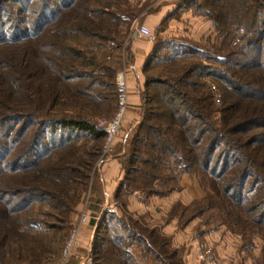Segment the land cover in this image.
<instances>
[{"label":"trees","instance_id":"1","mask_svg":"<svg viewBox=\"0 0 264 264\" xmlns=\"http://www.w3.org/2000/svg\"><path fill=\"white\" fill-rule=\"evenodd\" d=\"M181 6L208 18L227 50L216 47L208 52L212 63L173 72L172 63L204 53L155 43L141 121L116 151L124 213L95 217L88 264H140L132 245L161 264H185L158 228L126 210L130 195L166 197L183 175L197 176L208 191L207 204L192 214L185 209L181 224L220 210L224 222L203 219L208 231L226 225L249 245L264 239V0ZM118 8L113 0H0V264L18 262L35 242L45 259L39 264L61 261H52L60 249L52 244L64 237L107 136L95 120L117 109L116 52L126 38L122 24L130 22ZM163 49L170 65L155 77L150 71ZM87 142L94 143L81 146Z\"/></svg>","mask_w":264,"mask_h":264},{"label":"crops","instance_id":"2","mask_svg":"<svg viewBox=\"0 0 264 264\" xmlns=\"http://www.w3.org/2000/svg\"><path fill=\"white\" fill-rule=\"evenodd\" d=\"M129 1L141 11L137 17L140 22L152 28L153 32L161 29L159 34L166 41L174 40L182 44L192 40L200 42L214 31L211 21L182 8V0ZM154 45V40L139 38L135 33L131 37V64L128 70L130 109L125 117L126 128L141 121V94L146 87L144 69ZM117 156L108 157L101 165L94 200L99 208L94 212L88 211L89 218L82 224L78 249L71 264L90 262L96 216L99 222L106 210L115 211L120 216L124 213L116 200L118 188L125 176ZM205 195L196 176L183 175L179 190L166 197H146L143 193H134L127 198L126 210L150 228H158L160 234L169 239L168 248L176 250L185 264H255V260L252 263L251 258L246 257L244 239L227 226L208 231L200 217L181 224L184 210H188L193 201ZM73 219L78 220V216L75 215ZM130 250L140 264H161L150 255L144 256L137 245H132Z\"/></svg>","mask_w":264,"mask_h":264},{"label":"rangeland","instance_id":"3","mask_svg":"<svg viewBox=\"0 0 264 264\" xmlns=\"http://www.w3.org/2000/svg\"><path fill=\"white\" fill-rule=\"evenodd\" d=\"M117 3H115V1L113 0V4H115V6L120 7V9L122 10V12L125 15V19L126 21L130 22L122 24V30L123 33H125L126 38L124 40V45H122V47L120 49H118V51L116 52L117 57H120V61H119V66L122 67V69L118 72V74L120 72H122L123 70L127 72V86H128V96L130 97V91H129V82H128V70L130 68V64H131V58H130V52H129V43L131 40V37L134 35L133 32V25L136 21H138L139 23L140 20L139 18H137L139 16V14L141 13V11H139L132 3H130L129 0H127V5L126 6V0H116ZM119 9V8H118ZM133 16V17H132ZM204 17V16H202ZM206 18V17H205ZM128 19V20H127ZM208 19V18H206ZM142 24V23H141ZM144 25V24H143ZM152 29V28H151ZM158 31V33H157ZM155 32H153L154 34V42L156 43V45L158 47H160L162 44H160L161 42L164 43L166 40H164L163 36H161L159 34V30H157ZM161 38V40L159 39ZM163 39V40H162ZM223 37L219 36L218 33L214 30L211 34L207 35L206 38L200 42L198 41H188L185 45L189 46L193 49H199L201 51V53H204L202 55L198 54L195 56H190V58H184L183 60H179L176 61L174 63L167 64L168 61H170L169 57L171 56L170 52H168L167 49H163L160 54L159 57L154 60V64L152 66L151 69V74H153L155 77H165L167 70L166 69V65H170L171 67H169V69H172L173 72L174 70H179L180 67L185 66V64H190V63H197V64H209L212 63V61L207 58L209 57L210 53H215L216 51V47H221L222 43H223ZM86 41H89L88 39H86ZM171 42H175L174 40H170ZM177 43V42H176ZM225 50H227L226 47H223ZM224 51V50H223ZM206 52V53H205ZM210 52V53H208ZM107 54H111L110 52H107ZM221 55V54H218ZM115 56V55H113ZM173 65V66H172ZM116 75V83H117V76ZM158 89V88H157ZM157 89L154 88V90L152 91V95L154 97V94H156V92H159ZM159 89L162 90V88L160 87ZM157 90V91H156ZM116 96H117V109L115 111V113L111 116V117H105L103 116H98V118L95 120V122L97 123L98 127H100V122H104L107 120H112L114 118V116L116 115L117 111H118V107H119V97H118V91L116 89ZM220 101L221 98L218 96V98H215V102L220 105ZM130 103V101H129ZM129 109H130V104H129ZM128 109V111H129ZM216 117H220V115H216ZM138 124H135L129 128L125 127V119L123 122V129L121 130L119 137L116 139L115 143L112 145L110 151L105 150V144L107 141V136H106V140L105 143L103 145L101 154L99 155V157L97 158L96 162L94 163V166L90 172V178L88 180V186L85 192H83L81 194V198L79 200V204L74 208L73 213L70 215L69 218V222L67 224V229L65 230L64 233H61L60 235H64V237L56 242H53V246L55 248L60 247L59 252L55 253V255H53V262L55 263V261H57L59 259V256L61 255V261L59 262V264L64 263V250L66 248V245L69 241L70 235L73 231V229L75 227H79V236H78V241H77V246L72 250V253L70 255V257L66 260V262L64 264H71L74 256L76 255V250L78 249V243H79V239H80V232H81V228H82V224L88 220L89 218V213L88 211L91 210L90 206L94 204V200H95V192H96V183L98 182V174L100 173V168L102 163L108 158L111 157L112 155H116V151L118 149V144L122 143L125 139L127 138H131L135 132V129L137 127ZM101 128V127H100ZM122 141V142H121ZM94 142H87L86 144H81L82 147L85 148H90L91 145H93ZM197 177V176H196ZM198 178V177H197ZM199 180V179H198ZM203 187V186H202ZM204 191L207 194V189L204 188ZM206 196V195H205ZM205 196L200 199V200H195L193 201L189 206L190 208L186 211V213L188 214H192L198 207H201L202 204H207V202L204 200ZM94 210V209H93ZM92 211V210H91ZM86 214L87 215V219L85 221H82V217L83 215ZM77 215L78 216V220H74L73 217ZM201 219H208L210 221V224L212 226H215L217 224H220L221 222H224V218L222 215V212H220V210H209L205 213L204 216L200 217ZM71 225V227H70ZM207 225V224H205ZM226 226V225H225ZM210 227V226H209ZM208 228V226H207ZM71 229V231H70ZM68 234V235H67ZM68 236L66 239V244L64 246V249L62 251V247L64 245V239L65 237ZM246 243V241H244ZM256 242V243H255ZM48 244V243H46ZM247 248L246 249V257L247 258H251L252 263L255 260V264H260L259 262L263 259L262 258V248L264 245V239L262 238H257L254 240V244L249 245V244H245ZM42 250L40 249L39 245L37 242H35L34 244V250L33 252H31L30 254H24V257L21 258L18 262H12V260H9L7 264H39L45 261V259H43L44 254L43 252H41ZM62 251V252H61ZM42 261V262H41Z\"/></svg>","mask_w":264,"mask_h":264},{"label":"built area","instance_id":"4","mask_svg":"<svg viewBox=\"0 0 264 264\" xmlns=\"http://www.w3.org/2000/svg\"><path fill=\"white\" fill-rule=\"evenodd\" d=\"M133 32L142 39L153 40V31L136 21L133 25ZM117 91L119 97V107L116 115L112 120H107L100 122V127L103 128L107 134V141L105 144V150L110 151L112 145L115 143L116 139L119 137L121 130L123 129V122L129 109V96H128V86H127V72L122 71L117 76ZM87 219V215L84 214L82 221ZM79 236V227H75L70 235L69 241L64 250V263L70 257L72 250L77 246ZM62 263V264H64Z\"/></svg>","mask_w":264,"mask_h":264}]
</instances>
